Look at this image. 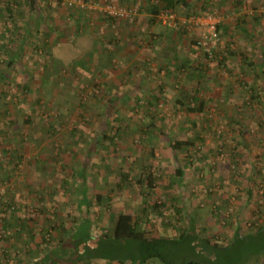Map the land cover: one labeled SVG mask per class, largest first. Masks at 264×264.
I'll return each mask as SVG.
<instances>
[{
	"label": "rangeland",
	"instance_id": "1",
	"mask_svg": "<svg viewBox=\"0 0 264 264\" xmlns=\"http://www.w3.org/2000/svg\"><path fill=\"white\" fill-rule=\"evenodd\" d=\"M7 1L0 0V70L5 68L6 60L18 54L11 73H7L6 81L0 83L5 92L0 95V180H3L0 182V209L8 208L3 206L6 202L12 205L7 214L10 226L5 224V231L2 229L5 236L0 234L3 237L0 246L10 249V262L20 253L24 264H32V256L40 253V247L47 251L58 239H67L69 233L63 231L73 230V226L81 221L77 220L79 217L84 219L83 227L87 225L86 220L90 221L92 234L110 231L114 213L142 214L144 197L163 205L149 214L154 224H145V228H157L156 234H179L180 226L186 228L188 217L177 222L175 208L181 209V202L185 200L184 207L196 217L197 231L202 236H217L215 240L221 245L231 242L235 236L232 233L234 216H230L235 209L241 214L240 222L246 225L245 231L253 221V214L264 217L261 212L264 210V170L258 178L252 177L250 170L253 163H264V128L259 129L253 123L254 116L264 123V100L252 99L250 90L239 85L245 79L259 87L264 82L262 67L236 71L237 67L221 66L218 62L221 56L217 53L223 42L221 36L219 44L212 49L213 58L204 55L206 49L199 51L193 47L195 53L192 56L204 57L208 62L207 67L200 69L202 71H198L200 67H185L175 76L162 72L164 67H148L147 72L140 67L130 69L123 66L121 52L128 44L136 48L134 42L138 40L129 42L125 33L138 23L133 19L143 14L139 6L128 0H40L41 6L35 13L14 5L17 12L14 14L16 22H13L6 9ZM125 8L133 11L131 16L121 13ZM211 8L220 12L216 0L209 1L208 10ZM77 11L83 14L82 17ZM262 11L264 3L258 13L253 7V14L257 13L264 22ZM44 15L52 16L54 32L46 30ZM140 27L144 28L145 24ZM57 29L61 36L55 42ZM38 30L41 33H37ZM11 37L23 42L21 53L18 42L10 41ZM196 39L199 40V32ZM141 41L145 43L148 39ZM56 43L59 46H55ZM91 50H98L99 54L88 59ZM62 55L69 57L67 62L58 60ZM135 55L129 54V57ZM72 56L75 58L70 61ZM77 59H82L83 64ZM106 61H110V65H105ZM55 69L61 72L57 74ZM190 69L197 74L203 73V78L194 80V84L198 81L200 90L204 89L201 93L207 99L204 111L187 110L191 96L183 106L174 104L176 97L169 91L166 98L163 94L157 100V105L146 103L148 100L142 89L140 105L135 106L138 85L157 86L160 80L166 86L172 84L175 95L179 92L181 95L179 89L188 82L186 77L193 74ZM157 74L159 80L155 78ZM228 99L231 100L227 102ZM2 106L9 109L7 115L1 112ZM28 117L31 122H27ZM48 125L57 129L51 137H46ZM157 128L166 131V135L158 137ZM237 129L251 135L248 136V147L240 140L232 139L231 135ZM104 130L112 139L103 138ZM196 134L203 136L204 142L190 151L176 152L163 143L170 137L186 139ZM193 154L192 164L201 170L188 173L185 180L175 182L177 164L186 165L187 157ZM9 158H14L10 165L6 164ZM16 158L20 159V165L14 170ZM84 165L88 167L86 181L79 178ZM3 169L11 171L12 175L6 177ZM147 169L156 177L154 189L143 187L138 181L144 178ZM123 175L127 178L123 179ZM225 177L229 180V188L233 186L228 195ZM203 178L210 184L206 188L214 199H207L204 187L207 184ZM249 191L251 194L247 195ZM78 192L82 196L85 193L88 198L80 216L77 204L82 196L77 195ZM97 195L107 198H103L105 204L96 198ZM221 196L228 198L227 203L225 199L222 203ZM220 200L222 204H219ZM14 207H18V215L35 230V239L28 244L15 231L19 228V219L13 218ZM257 209L260 210L255 213ZM159 210L164 212L162 219L175 224L176 228L161 225L162 220L157 216ZM1 214L4 217V213ZM180 215H183L182 211ZM54 223L58 225L57 229L53 228ZM20 232L23 233V229ZM24 245L33 251L22 253ZM91 262L109 264L101 259ZM238 264H253V254Z\"/></svg>",
	"mask_w": 264,
	"mask_h": 264
},
{
	"label": "trees",
	"instance_id": "2",
	"mask_svg": "<svg viewBox=\"0 0 264 264\" xmlns=\"http://www.w3.org/2000/svg\"><path fill=\"white\" fill-rule=\"evenodd\" d=\"M13 1V0H12ZM11 0L7 1L6 9L8 13L10 14L12 21L16 22V19L14 17V14L17 12L16 7L20 6L23 7L24 10L29 11L31 13H35L39 10L41 3L40 0H14L12 2ZM185 2V0H184ZM165 5L161 7L162 4ZM175 1L174 0H163L161 3H159V7L154 6L152 8V11L156 14L155 17L158 18L162 10L164 12H170L174 11ZM16 7H15V6ZM204 10L201 14H206L208 12L209 7V0L204 1ZM78 15L82 17V13L77 11ZM191 14V13H190ZM261 15H264V12L262 11L260 13ZM46 17V30L50 32H54L55 28L52 23V16L51 15H44ZM38 18V17H37ZM253 18L260 19V17L253 15ZM40 21L42 20L40 17L38 18ZM37 19V21H39ZM45 19V18H44ZM223 23V22H222ZM77 32H80L79 24H77ZM222 24L219 26V29H221ZM20 31V30H19ZM27 32V30H24ZM57 34L55 35V42L59 39L61 36L58 29L56 30ZM37 33H41V30H38ZM47 33V32H46ZM45 33V35H46ZM47 36V35H46ZM222 36V33H221ZM10 41L15 42L19 44L18 52L21 48H23V42L17 41L15 37H11ZM53 44V42H52ZM49 45V43H48ZM229 45V44H228ZM55 46H59V43H56ZM2 47V46H0ZM47 47V46H45ZM233 48H228V51L233 53ZM195 50L193 49V52ZM17 52V53H18ZM217 53L221 57H219L218 61L220 64H222L224 67H227L228 65L225 64V62L228 60V56L224 54L221 50H218ZM0 54H1V48H0ZM17 55L14 54L12 57H10L9 60H6L5 68L0 70V83H4L6 81V78L8 76L7 73H11V68L16 64ZM207 58H212L209 53L204 54ZM69 58V57H68ZM67 57L64 55L61 56L58 60L60 62L61 59L65 60L67 62ZM74 56L70 57V61L74 60ZM56 60V61H58ZM77 62L79 64H83L82 59H77ZM263 63V62H262ZM261 63V64H262ZM253 64H258L257 62L253 61ZM1 65V64H0ZM185 65V64H183ZM182 65V66H183ZM199 66H201V63H199ZM185 68V67H183ZM203 68V67H202ZM258 67H253L255 70ZM201 69V68H198ZM55 72L57 74L61 72V70L55 69ZM194 74V72H192ZM262 76H264V67H262ZM202 75L198 73V81H200ZM264 82L259 87H256L255 85H251L247 83V81L244 79L243 82H239V85L245 89L250 90V97L258 98L257 100L264 99ZM1 85V84H0ZM253 86L252 89H249ZM25 87L28 88V84L25 85ZM200 87H197L194 94L190 98V104L187 106V110L190 112H196V111H204L206 103L200 99L203 95L199 94L201 90H199ZM203 92V91H202ZM252 92V93H251ZM5 92L3 91V88L0 86V95H4ZM182 95V94H181ZM136 98V97H135ZM157 99H155L156 105L158 104ZM186 98H183V96L179 97L178 100H176V105H185L186 104ZM141 102L140 97L138 96L135 99V106H139ZM83 106V103H82ZM254 106V105H253ZM8 110L5 106L1 107V112L3 114L7 115ZM111 110V107L108 109ZM116 119V118H115ZM30 117L27 118V122L29 121ZM10 123V122H9ZM56 127L54 125H48L46 137H51L54 135V132L56 131ZM104 139H112L110 137L109 133L105 130L102 133ZM158 135V134H157ZM159 137V135H158ZM161 138V137H160ZM168 139V145L173 148L174 151H190L192 147L197 146L199 143L204 142V137L200 136L199 134H196L194 137H189L186 139H173V138H167ZM161 142H159L160 144ZM7 152V151H6ZM92 154V153H91ZM194 155V154H193ZM3 157V156H2ZM14 159V158H13ZM13 159H7L6 164H11ZM20 159L16 158V161L14 162V166L12 169L16 170L18 168ZM87 171L88 167L87 165H84L80 171H79V178L82 177L83 180L86 181L87 179ZM121 172V171H120ZM179 179L178 182L183 180L181 176H183V170H178ZM3 173L6 177H10L12 175L11 171L9 172L6 169H3ZM255 175V174H254ZM127 176L123 175V179H126ZM139 182H141L143 187H146L148 189H154V186L156 184V177L151 173L145 171L144 178L139 179ZM1 183H3V180H0ZM260 183V180L257 181ZM83 183H80L82 185ZM264 184V181H263ZM143 187H141L143 189ZM78 188L81 189V187L78 186ZM179 189L181 190L182 188ZM144 192V191H143ZM81 195V192H78ZM82 196V195H81ZM264 198V193L263 196ZM103 198L105 200L107 199L103 195H97V199L103 202ZM110 200V198H109ZM181 200V199H179ZM85 202L88 203L87 196L84 195L81 198H78V204H77V211L79 212V216L81 213L85 210ZM183 205L181 206V209L175 208L178 214L177 222L180 219H184L185 217H188L186 220V228L179 227L180 232L177 235H165V234H156L155 231L158 229L156 228H145V224H154L152 221V218H150V213L154 212L155 210H158L161 206L157 201L147 200L144 197V206L142 210V214H133L131 212L127 211H119L117 213H114L113 217V227L110 231H102L101 233L92 234L91 233V225L90 221L86 220V226H84L83 218H81V221L77 224H75L73 227V230H65L63 233H69L67 239L66 238H60L58 239V242L56 245H54L51 249L47 251H43L40 247V253L33 255L32 257V264H82L83 261L84 264H91L92 259H101L108 261L109 264L117 261L119 264H238L242 263L243 260H245V257L248 258L249 256H252L253 254V262L255 264H262L261 258L264 257V224L259 222V220H253L252 223L247 225V230L245 231V226L243 223H241V214L237 213V216L235 217L234 213H231L230 216H234V230L232 233L235 234L234 238H232V241L221 245L217 242L216 237L213 235L209 236H202L197 231V223H196V217L194 216L193 212H190L187 207H184V204H186V201L181 202ZM105 204V203H104ZM10 202H6L4 208L8 207L6 210L0 209V223L1 229L0 234L2 236H5V233L2 231V229H5V224L7 227L10 225L7 222L8 217V211H11L10 208ZM89 206V205H87ZM218 208V206L216 205ZM3 208V209H4ZM89 208V207H88ZM13 208V218L19 219V228L15 230L19 235H21L22 238H25L24 243H30L31 241H34L35 239V230L33 228V225H31L28 221H25L22 219L18 214L20 210ZM219 209H217L218 211ZM182 211L183 215H180ZM4 213V217L1 214ZM155 214H157L155 212ZM157 216L161 218L162 222L161 225L166 226H172L176 228V225L167 222L164 218V212L163 210H159ZM2 218H4V221H2ZM30 220V219H28ZM227 221V219H226ZM225 225H227V222H224ZM83 225V226H82ZM229 225V221H228ZM54 229L58 228V225L54 223L53 225ZM21 229H23V233H21ZM253 229V231L249 230ZM5 231V230H4ZM60 235L62 232H59ZM26 235V236H25ZM3 237L0 236V241H2ZM21 238V239H22ZM45 240V239H44ZM33 250L26 249V246H23L24 252H31ZM253 251V252H252ZM18 258L15 260L13 259L12 262H10L11 259V253L10 249L7 247H1L0 246V264H24L23 263V257L22 254H16ZM16 256V257H17Z\"/></svg>",
	"mask_w": 264,
	"mask_h": 264
},
{
	"label": "crops",
	"instance_id": "3",
	"mask_svg": "<svg viewBox=\"0 0 264 264\" xmlns=\"http://www.w3.org/2000/svg\"><path fill=\"white\" fill-rule=\"evenodd\" d=\"M162 1L163 0H128L129 3L131 2V4L139 6L143 11V14H141L139 18L133 19L134 22L138 23H135V25L132 26V30L134 29V27H138V30H130L125 33V38H128L129 42H134L137 40L138 42H134L135 45L137 44L136 48L133 44L130 45L128 43L126 48H123L121 52L124 59L123 66L129 67L130 69L131 67H140L143 68V72H147L146 70L149 69L148 67H164V70L162 72L175 74V76L177 75L176 73L184 71V69H186L183 67H207L208 62L205 61L204 57L199 58L196 55L195 57L192 56L195 53V51L193 52V47L195 41H197L196 38L199 30L195 28L191 31H183L180 27H178L180 18L182 16H188L190 13L194 15H200L205 8V0H185V2L184 0H174L175 4L174 6H172L174 7V11L172 10V12H174L175 14V20L170 18L167 20H163L160 16H158V18L155 17L156 14L152 11V8L154 6L159 7V3H161ZM263 3L264 0H216V5L218 6V8H220V13L224 15L223 23L221 26L223 42L220 44L219 50H221L222 52H224V54H226V56H228V60L225 62V64L228 65L227 67H237L236 71H242L243 68L246 67H264V22L259 18H253V15L258 17L257 13L258 11H260V5ZM164 5L165 3L162 4L160 8H162ZM253 7L257 9V13L253 14ZM162 12L164 11L162 10ZM143 24H145V27H140ZM255 28L257 29V31ZM143 39H148V41L143 43L141 41ZM231 46H233L235 49L233 50V53L228 51V48H230ZM134 53L136 55L133 58L129 57V54L133 55ZM97 54H99L98 50H91L89 52L90 56L87 57L89 59L92 55L97 56ZM110 55L107 54V56ZM208 61L210 60L208 59ZM253 61L257 62L258 64H253ZM109 63L110 61H106L105 65H110ZM199 63H201V66H199ZM212 63H210V65H212ZM221 66L223 65L221 64ZM198 71L202 70L198 69ZM158 77L159 76L157 74L155 78L158 79ZM186 79H188V82L185 83L181 89H179V91L181 90L182 95H180L179 92L176 96V91L172 89V84L166 86V84L160 83L159 79L157 86L146 85L145 87H141L138 85L139 91H137V95L139 94L138 96H141L140 90L142 89L145 92L146 100H148L146 101V103H155V99L162 97L163 94H165V96L163 97L166 98V96L168 95L167 91H169L171 95L173 94L176 97L174 100V103H176V100H178L179 97L183 96V98H188L189 96H192L194 94L193 92L195 91V89H197V87H200L199 83H197L198 81L194 84V80H198L197 73L187 76ZM190 80L192 81L190 82ZM202 91L199 94H201ZM129 95L130 94H128L127 96ZM201 100L207 104V99L204 98V94L200 99V102ZM229 100L231 99H228L227 102ZM196 112L200 113V111ZM253 123H256L259 129L264 128V123L262 121H259V117L254 116ZM237 130L238 131L236 133H232V139L240 140L239 142H242L244 146L248 147V142L250 140L248 136L251 135L244 134L243 131L239 129ZM259 132L261 131L258 130L257 133L261 134ZM166 133V131L157 128V134L159 135V137H161V135H166ZM262 136H264V134H262ZM163 143L165 145H168V140L167 142ZM172 152L174 151L172 150ZM193 157L194 155H191V157H187L186 165H183L182 162L177 164L174 171L176 177L175 182H177L180 178L178 175L179 169L183 170V176L181 177L184 180L185 176L188 173H198L201 170V168L196 166V164H192L194 161H192L191 158ZM188 159H191V161L187 162ZM191 164L193 165L192 167ZM195 166L197 168H195ZM188 167L191 171L187 169ZM250 170L252 173L251 176L258 178V175H260V173H262L264 170V163L262 161L253 163V167H251ZM205 179L210 180L206 177ZM224 181L228 183V190L225 191V193L228 195V193L231 192L230 188L232 189L233 186L231 187L230 185L229 188V180L227 179V177L224 178ZM205 184H207V182H205ZM210 184H212L211 180ZM210 184H207L204 187L206 188ZM221 192H224V190H222ZM205 193L207 199L212 197V193L208 190V188H206ZM246 194L248 195L251 193L249 191ZM227 195L224 196L227 197ZM224 196H221L223 199L222 201H224L225 199L227 203L228 198ZM212 199H214V197H212ZM222 201L220 200L219 204L225 203V201ZM259 210L260 209H257L255 213H258ZM261 212H264V210H262ZM234 215L235 217L237 216L236 209ZM80 219L81 217H79L77 220ZM257 219L259 220V222L264 224V217H260V214H253V220ZM261 263L264 264V257L261 258ZM253 264L255 263L253 262Z\"/></svg>",
	"mask_w": 264,
	"mask_h": 264
},
{
	"label": "built area",
	"instance_id": "4",
	"mask_svg": "<svg viewBox=\"0 0 264 264\" xmlns=\"http://www.w3.org/2000/svg\"><path fill=\"white\" fill-rule=\"evenodd\" d=\"M117 12V11H116ZM121 12V11H120ZM133 11L126 8L121 12L127 16H131ZM264 12V11H263ZM136 13V11H135ZM163 20H175L174 12H162L159 15ZM224 16L220 14L217 8H211L206 14L182 16L179 21V27L183 31L199 30V40L195 41L194 48L205 53H209L213 58L212 49L216 48L221 40L219 26L222 24ZM177 22V21H176ZM176 24V23H175ZM215 52V51H214ZM216 55V54H215Z\"/></svg>",
	"mask_w": 264,
	"mask_h": 264
}]
</instances>
